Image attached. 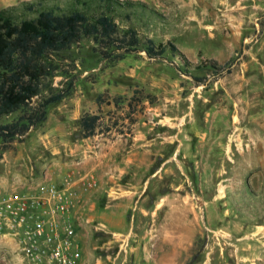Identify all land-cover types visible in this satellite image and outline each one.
<instances>
[{"label":"rangeland","instance_id":"rangeland-1","mask_svg":"<svg viewBox=\"0 0 264 264\" xmlns=\"http://www.w3.org/2000/svg\"><path fill=\"white\" fill-rule=\"evenodd\" d=\"M133 1L143 38L181 52L62 53L43 97L70 93L0 140V195L72 187L81 264H264V0ZM87 114L102 118L92 137ZM8 238L0 264H34Z\"/></svg>","mask_w":264,"mask_h":264},{"label":"trees","instance_id":"trees-1","mask_svg":"<svg viewBox=\"0 0 264 264\" xmlns=\"http://www.w3.org/2000/svg\"><path fill=\"white\" fill-rule=\"evenodd\" d=\"M147 9L133 0H33L1 10L0 140L10 144L23 138L48 120L53 105L68 97L70 91L44 98L46 81L58 71L61 54L86 40L95 43V52L104 60L116 62L140 52L152 59L168 51L180 53L173 43L158 44L135 28L141 10ZM207 65L224 69L215 61ZM18 113L22 115L17 120L3 123ZM101 120L99 115H85L83 134L96 135Z\"/></svg>","mask_w":264,"mask_h":264},{"label":"built area","instance_id":"built-area-1","mask_svg":"<svg viewBox=\"0 0 264 264\" xmlns=\"http://www.w3.org/2000/svg\"><path fill=\"white\" fill-rule=\"evenodd\" d=\"M97 186L90 181L88 190ZM73 188L46 181L29 192L0 195V236L19 239L34 264H81Z\"/></svg>","mask_w":264,"mask_h":264},{"label":"crops","instance_id":"crops-1","mask_svg":"<svg viewBox=\"0 0 264 264\" xmlns=\"http://www.w3.org/2000/svg\"><path fill=\"white\" fill-rule=\"evenodd\" d=\"M8 240L12 242L11 244L13 245V247L15 249L19 248V244H18L17 240L13 239V238L5 237V238L0 239V242H5V243L7 242L8 243Z\"/></svg>","mask_w":264,"mask_h":264}]
</instances>
